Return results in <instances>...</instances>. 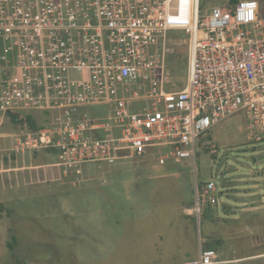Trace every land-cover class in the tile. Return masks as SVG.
Listing matches in <instances>:
<instances>
[{"label": "built area", "instance_id": "2783aa9c", "mask_svg": "<svg viewBox=\"0 0 264 264\" xmlns=\"http://www.w3.org/2000/svg\"><path fill=\"white\" fill-rule=\"evenodd\" d=\"M199 1L0 0V128L30 111L57 114L37 130L0 132L12 140L7 151L55 149L75 184L88 163L194 162L196 139L238 113L247 141L264 144V14L256 0ZM169 30L188 36L186 81L175 91L164 89ZM98 104L103 118L85 110ZM217 192L194 175L192 214ZM218 263L199 249L184 264Z\"/></svg>", "mask_w": 264, "mask_h": 264}, {"label": "rangeland", "instance_id": "374dc122", "mask_svg": "<svg viewBox=\"0 0 264 264\" xmlns=\"http://www.w3.org/2000/svg\"><path fill=\"white\" fill-rule=\"evenodd\" d=\"M228 1L200 0L199 4L209 8ZM256 1L264 14V0ZM166 39L164 89L180 90L186 81L188 37L182 31L169 30ZM85 110L94 118H103L107 112L102 104ZM56 116V111H30L24 126L37 130ZM21 124L7 123L0 132H18ZM245 126L242 113L214 125L196 139L194 162L168 160L159 165L145 155L126 157L109 166L102 163L105 184L98 181L103 171L94 163L84 164L86 172L72 185V178L62 176V168L55 165L59 163L55 149L12 154L7 151L12 140L0 138V264H183L184 254L194 251L188 240L192 234L196 247L204 246L208 235L210 240L222 239L220 245L212 240L207 247L217 258L250 253L244 235L255 221L247 223L248 229H240L241 239L227 240L217 235L221 222L212 218L216 212L223 215L222 206L229 207L232 215L233 205L252 201L253 211L260 213L256 226H264V144L247 141ZM193 174L198 186L212 180L221 194L216 193L214 204L200 200V214L190 217L193 231L188 234L181 211L191 198L194 202ZM227 186L232 191L225 192ZM246 208L240 207L249 210ZM83 232L97 239L94 256L79 245ZM111 232L121 235L120 247L107 245L109 240L104 239L111 238ZM158 232L164 233V248L156 246ZM131 237L141 240H129ZM226 264H264V256Z\"/></svg>", "mask_w": 264, "mask_h": 264}, {"label": "crops", "instance_id": "0c3cea01", "mask_svg": "<svg viewBox=\"0 0 264 264\" xmlns=\"http://www.w3.org/2000/svg\"><path fill=\"white\" fill-rule=\"evenodd\" d=\"M106 165H108V164H106ZM95 166H97V168L102 169V167H100L101 164H96ZM85 170H86L85 168H82V173ZM102 171L103 172L99 176L100 178L98 179V181L100 182V184H105L106 178H107L106 172H104L105 167H103ZM62 176H63V174H62ZM192 184H193L192 190H193V194H194V174H193ZM72 185H74V184L72 183ZM215 185H216V183H215ZM216 186H218V185H216ZM227 187L228 188L225 189V192L232 191L230 186H227ZM219 189H220V187H219ZM219 189H218V192H220V194H221V191H219ZM227 196H230V195L227 194ZM191 200H192V198H191ZM191 200L189 201V203L186 206H184V208L181 211V215L183 217V220H187V222H188L187 223L188 226H184L185 230L187 231L188 234H192V231H193V228L191 227V225L193 223H192L190 217H193V218L196 217L194 214H192V211H191V208L194 204V202ZM194 201H195V198H194ZM250 202H252V201H249L247 203V205H245V204L241 205V201H240L238 206L233 205L232 207L234 210H232V213H233L232 215H229V213L231 212V209H229V210L227 209L229 207L222 206L221 213L223 215L221 217H219V215H218L219 213L216 212V214L212 216V218L217 219L218 221L221 222L220 231L217 232V233H219L217 235H221L227 240H229L230 238H234V237L240 238L239 237L240 229H248L247 223H251V222L253 223V221L256 222L255 226L249 227L248 230H245L246 234L244 235L247 238V243H245V245H248L249 249H251V252L248 254H244L242 256H239V257L236 256V257H227V258L226 257L225 258L224 257L223 258L222 257L217 258V261L219 262L218 264H226V263H230V262H235L237 260H245V261L257 260V259L264 256V226H262V227L256 226L257 221H258V216L260 215V213H258L257 211L256 212L253 211L254 206ZM248 205L250 206V208H248ZM245 206L247 207L246 210L247 209H249V210L243 211L240 209V207H245ZM193 222H194V220H193ZM104 233L106 234L107 230L104 231ZM83 234H84V239L82 240L81 243H79V245L85 246L86 248H89L88 250L93 252V256H94V249H95V244L97 243V239L94 238L93 235L89 236L87 232H83ZM107 234L109 235V233H107ZM111 234H112L110 236L111 238L104 239V240H109V242H107V245L112 244L113 247H115V246L120 247L121 246L120 242L122 240L121 235L119 233H116V232H111ZM163 235H164V233H160V232L156 233V242H157L156 246L160 245V246H162V248H164L163 245H164V238L165 237H163ZM212 236L213 235H211V237ZM236 236H238V237H236ZM129 240H139L140 241L141 237H131V238H129ZM188 240L192 243V245L194 247V251H192V253L184 254L186 257V260L183 262V264L186 261L196 259L198 256L199 249H208L207 247L212 245V244H210L212 242V240L217 241L216 242L217 245H220V243L222 241V239H215V238H211V240H210L209 235H208L204 239L205 240L204 246L196 247L194 234L189 235ZM202 247H204V248H202ZM219 249H220V247H219ZM161 254H163V249L161 250ZM161 254H160V256H162ZM219 255L221 256V251L219 252Z\"/></svg>", "mask_w": 264, "mask_h": 264}, {"label": "trees", "instance_id": "16d2710c", "mask_svg": "<svg viewBox=\"0 0 264 264\" xmlns=\"http://www.w3.org/2000/svg\"><path fill=\"white\" fill-rule=\"evenodd\" d=\"M234 2H236V1H233V0H229V3H234ZM186 34V33H185ZM187 35V34H186ZM188 37V36H187ZM20 122H22V125H24L25 124V122H27V119L25 118V117H20ZM32 127H35V125L33 124L32 125Z\"/></svg>", "mask_w": 264, "mask_h": 264}]
</instances>
